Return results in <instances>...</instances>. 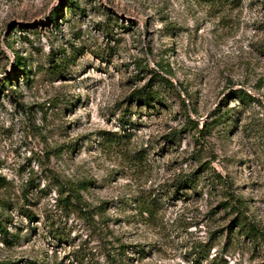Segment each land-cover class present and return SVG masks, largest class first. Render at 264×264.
<instances>
[{"label": "rangeland", "instance_id": "rangeland-1", "mask_svg": "<svg viewBox=\"0 0 264 264\" xmlns=\"http://www.w3.org/2000/svg\"><path fill=\"white\" fill-rule=\"evenodd\" d=\"M63 1L0 0V264H264V0Z\"/></svg>", "mask_w": 264, "mask_h": 264}, {"label": "trees", "instance_id": "trees-1", "mask_svg": "<svg viewBox=\"0 0 264 264\" xmlns=\"http://www.w3.org/2000/svg\"><path fill=\"white\" fill-rule=\"evenodd\" d=\"M204 2H208L210 4H213L219 0H202ZM63 2H66L67 3V6H66V9H69V11H71L73 8H75V6H73V0H64ZM58 14L56 12H54L51 16V19H55V17L57 16ZM20 65H23L22 62H21V58L19 56H17L16 54H14V71H16L18 69V67ZM161 70V68H160ZM162 71V70H161ZM160 80V82H162L164 85H166L168 88L170 89H173L174 90V86L173 84L168 81L166 78H162L160 76H158ZM9 82V81H8ZM3 85H5V83H2ZM145 90L141 89V90H138L136 92H133L130 96H129V101H133V100H136L138 103H143L145 105H149V103L151 102V99H155V95H152V93H146V92H143ZM240 100H245L246 99V96L242 94H240L238 96ZM185 106V105H184ZM189 120V119H188ZM191 129V127H190ZM175 133H173L172 135H168L167 138H169L170 140H176L175 139ZM119 136H113L111 138H108L107 139V142H110V143H113V144H118V139ZM192 179H196L195 178V175H191L189 176L188 178H186L184 180L185 182V185H188V186H191V187H195V184L197 183L196 180H192ZM75 195V194H74ZM72 195V196H74ZM225 208H228V205L226 204ZM232 209V208H231ZM237 227L239 228L238 230L239 231H244V233L248 236H251L253 239H256L257 236H258V233L252 229V228H246V225L244 223V221L242 219H239L237 220ZM0 232L1 233H5V230L2 228V224L0 223ZM204 257H207L206 255Z\"/></svg>", "mask_w": 264, "mask_h": 264}]
</instances>
